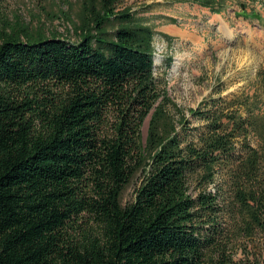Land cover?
<instances>
[{
    "label": "trees",
    "instance_id": "obj_1",
    "mask_svg": "<svg viewBox=\"0 0 264 264\" xmlns=\"http://www.w3.org/2000/svg\"><path fill=\"white\" fill-rule=\"evenodd\" d=\"M117 2L75 41L0 22V264H264L260 98L176 117L156 32Z\"/></svg>",
    "mask_w": 264,
    "mask_h": 264
},
{
    "label": "rangeland",
    "instance_id": "obj_2",
    "mask_svg": "<svg viewBox=\"0 0 264 264\" xmlns=\"http://www.w3.org/2000/svg\"><path fill=\"white\" fill-rule=\"evenodd\" d=\"M210 1L215 11L192 0H118L116 4V10L128 9L132 17L153 27L155 76L176 105L169 111L176 117L186 115L190 126L199 125L191 109L218 91L258 95L264 113V0ZM91 5L99 10V0H1L0 22L6 20L9 29L18 23L31 33L75 41L80 33L75 28L84 14L89 15ZM169 18L175 22H168ZM148 119L141 127L143 143ZM132 189L126 190L125 199ZM235 257L243 254L238 250Z\"/></svg>",
    "mask_w": 264,
    "mask_h": 264
},
{
    "label": "bare ground",
    "instance_id": "obj_3",
    "mask_svg": "<svg viewBox=\"0 0 264 264\" xmlns=\"http://www.w3.org/2000/svg\"><path fill=\"white\" fill-rule=\"evenodd\" d=\"M226 34H227L228 36H232V32H231L230 30H226Z\"/></svg>",
    "mask_w": 264,
    "mask_h": 264
}]
</instances>
